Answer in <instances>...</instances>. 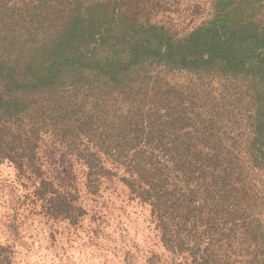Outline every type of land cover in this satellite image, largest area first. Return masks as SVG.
I'll return each instance as SVG.
<instances>
[{
	"label": "trees",
	"instance_id": "trees-1",
	"mask_svg": "<svg viewBox=\"0 0 264 264\" xmlns=\"http://www.w3.org/2000/svg\"><path fill=\"white\" fill-rule=\"evenodd\" d=\"M45 145L90 195L119 175L171 264H264V0H0V163L76 225Z\"/></svg>",
	"mask_w": 264,
	"mask_h": 264
},
{
	"label": "rangeland",
	"instance_id": "rangeland-1",
	"mask_svg": "<svg viewBox=\"0 0 264 264\" xmlns=\"http://www.w3.org/2000/svg\"><path fill=\"white\" fill-rule=\"evenodd\" d=\"M188 14L183 25L200 22L206 11ZM42 153L58 180L75 190L87 215L76 225L46 217L14 167L1 162L0 244L12 248L13 264H171L148 206L130 196L119 175L90 195L79 166L49 145Z\"/></svg>",
	"mask_w": 264,
	"mask_h": 264
}]
</instances>
